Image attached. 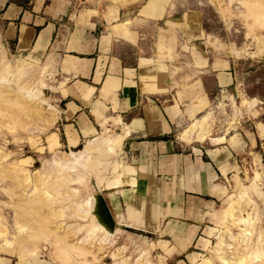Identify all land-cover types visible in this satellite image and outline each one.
Masks as SVG:
<instances>
[{"label": "crops", "instance_id": "obj_1", "mask_svg": "<svg viewBox=\"0 0 264 264\" xmlns=\"http://www.w3.org/2000/svg\"><path fill=\"white\" fill-rule=\"evenodd\" d=\"M36 1L0 0V40L52 61L57 117L48 134L55 146L70 152L103 128L115 134L117 166L105 173L99 192L112 219L126 208L138 211L134 229L152 232L150 242L168 248L154 246V264L195 263L213 239L214 215L240 158L263 138L256 124L264 123L243 111L235 128L202 142H185L178 133L210 106L211 95L235 82L237 59L206 46L193 17L173 18L166 0L71 12ZM82 9L94 12L78 17ZM134 16L143 21L128 36L102 39L111 24Z\"/></svg>", "mask_w": 264, "mask_h": 264}, {"label": "rangeland", "instance_id": "obj_2", "mask_svg": "<svg viewBox=\"0 0 264 264\" xmlns=\"http://www.w3.org/2000/svg\"><path fill=\"white\" fill-rule=\"evenodd\" d=\"M37 1L71 12L105 5L112 11L141 0ZM166 1L173 18L193 17L205 45L234 56L238 69L235 82L211 95V107L190 119L178 138L202 142L220 129L225 134L241 122L243 111L253 117L249 122L264 123V0ZM81 11L78 17L94 12ZM142 21L134 16L113 23L102 39L110 33L128 36ZM7 63L24 64L21 69ZM54 71L45 55L15 51L0 40V264H154L159 252L154 246L166 253L168 248L164 241L150 242L152 232L134 229L136 209L117 214L112 229L93 212L100 181L117 166L120 139L103 128L68 152L48 134L57 117L50 97ZM256 126L263 138L240 158L238 176L232 175L228 195L215 212L213 239L191 264H264V125ZM84 146L87 153L76 154ZM73 152L82 159L75 162Z\"/></svg>", "mask_w": 264, "mask_h": 264}, {"label": "water", "instance_id": "obj_3", "mask_svg": "<svg viewBox=\"0 0 264 264\" xmlns=\"http://www.w3.org/2000/svg\"><path fill=\"white\" fill-rule=\"evenodd\" d=\"M97 220L101 221L105 227L112 229L115 225L109 210L100 193L95 194V210L93 211Z\"/></svg>", "mask_w": 264, "mask_h": 264}, {"label": "bare ground", "instance_id": "obj_4", "mask_svg": "<svg viewBox=\"0 0 264 264\" xmlns=\"http://www.w3.org/2000/svg\"><path fill=\"white\" fill-rule=\"evenodd\" d=\"M245 1H246V0H245ZM245 1H244V2H245ZM245 6H246V5H245ZM22 58H23V57L19 58V59L16 60V61H18V62L20 61V62H21ZM25 59H26V58H25ZM16 61H14V62L16 63ZM11 62H12V61H11ZM12 63H13V62H12ZM12 63H11V64H12ZM7 64H9V63H7ZM7 64H6V65H7ZM11 64H9V65H11ZM18 64H19V63H18ZM18 64H12V66L14 67V65L16 66V65H18ZM21 64H22V63H20L17 67H19ZM23 64H24V63H23ZM23 64H22V65H23ZM7 66H8V65H7ZM17 67H16V70L18 69ZM20 68L22 69L21 66H20ZM20 68H19V69H20ZM19 69H18L17 71H20ZM16 70H15V71H16ZM119 141H120V140H119ZM119 143H120V142H119ZM90 144H91V143H90ZM90 144L87 143L86 146H87V145L90 146ZM91 145H92V144H91ZM86 146H84V148L81 147V148H83V149H81V150H80V149L77 150L78 153H76V152H73V153H71V154L69 153V155H70V156L72 155V158L76 160L75 162H78V161H80V160L82 159V158L77 157V156H80V155L82 154V153H79L80 151L84 152V153H83L84 155L87 153ZM87 147H88V146H87ZM91 147H92V146H91ZM89 148H90V147H89ZM84 149H85V150H84ZM89 150H91V148H90ZM75 153H76V154H80V155H76ZM80 157H82V156H80ZM62 158H63V157H62ZM73 159H72V160H73ZM79 159H80V160H79ZM72 162H74V161H72ZM24 188H25V187H24ZM89 202H90V201H89ZM23 245H24V244H23ZM67 258H68V257H67ZM65 261H67V260H64V259H63V261L61 260V263H62V262H65ZM65 264H68V263L65 262Z\"/></svg>", "mask_w": 264, "mask_h": 264}]
</instances>
